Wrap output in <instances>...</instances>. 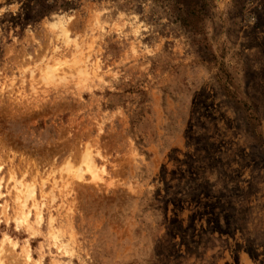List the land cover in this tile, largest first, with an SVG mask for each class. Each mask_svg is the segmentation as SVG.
<instances>
[{"label":"rangeland","instance_id":"374dc122","mask_svg":"<svg viewBox=\"0 0 264 264\" xmlns=\"http://www.w3.org/2000/svg\"><path fill=\"white\" fill-rule=\"evenodd\" d=\"M0 264H264V0H0Z\"/></svg>","mask_w":264,"mask_h":264},{"label":"bare ground","instance_id":"6f19581e","mask_svg":"<svg viewBox=\"0 0 264 264\" xmlns=\"http://www.w3.org/2000/svg\"><path fill=\"white\" fill-rule=\"evenodd\" d=\"M63 29H64V33H65V28L63 27ZM66 32H67V30H66ZM68 34V33H67ZM46 74V73H45ZM51 75L52 73L51 72H49L48 71V73L46 74V76L48 77V75ZM49 75V76H50ZM51 78H52V76H51ZM30 192V191H29ZM30 194H32V192H30L29 193V195ZM31 196V195H30ZM39 218V217H38ZM40 219V218H39ZM25 222H27V215L26 214H24V215H22V216H19L18 218H17V223H18V225H20L21 223H25ZM54 238H55V240H59V236H56V235H54L53 236ZM5 239H7L8 238V235H6L5 237H4ZM13 243V242H12ZM57 244V243H56ZM14 245V244H13ZM15 246V245H14ZM61 246V245H60ZM60 248H63L62 246L60 247ZM25 257L27 258V259H30L31 258V253H30V250H29V248L26 246V248H25Z\"/></svg>","mask_w":264,"mask_h":264}]
</instances>
